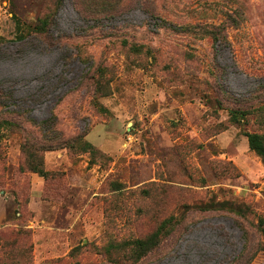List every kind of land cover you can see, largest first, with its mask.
Returning <instances> with one entry per match:
<instances>
[{
	"label": "rangeland",
	"instance_id": "374dc122",
	"mask_svg": "<svg viewBox=\"0 0 264 264\" xmlns=\"http://www.w3.org/2000/svg\"><path fill=\"white\" fill-rule=\"evenodd\" d=\"M0 89V264H264V0H0Z\"/></svg>",
	"mask_w": 264,
	"mask_h": 264
},
{
	"label": "trees",
	"instance_id": "16d2710c",
	"mask_svg": "<svg viewBox=\"0 0 264 264\" xmlns=\"http://www.w3.org/2000/svg\"><path fill=\"white\" fill-rule=\"evenodd\" d=\"M47 19H40V23L34 28V34H31L34 38H39L44 41L47 37V27H48ZM214 40H218V36L213 35ZM26 37H21L18 41L23 42ZM49 41V39H47ZM12 94L4 92L0 89V107L7 112L18 113L17 110L10 109L8 105V100H10ZM230 119L233 122H239L244 118V113L238 110H232L230 112ZM7 126H16L17 123L9 120L0 121V125ZM44 126V124H49L48 121H43L40 123ZM247 138L248 147L251 151L255 152L261 160L264 162V134L256 133V132H246L244 134ZM76 146H78L81 150L85 152H90L92 156H95L97 152L95 148L87 141L82 139V137H76L74 139ZM64 143H67L64 140H53L51 145H49V149L57 148L59 146H63ZM22 152L24 154V167L32 172H36L40 175L47 176L48 172L45 171L42 167V156L39 153V149L28 145L27 142L23 143L21 146ZM175 228L173 217H168L165 219L156 230L148 234L144 237H136L127 241H122L116 243L118 250H125L128 259L133 262L139 261L142 257L146 256L148 252L153 250L160 244V241L163 237L168 235ZM264 247V243H263Z\"/></svg>",
	"mask_w": 264,
	"mask_h": 264
}]
</instances>
